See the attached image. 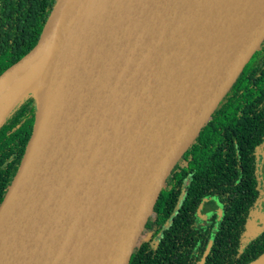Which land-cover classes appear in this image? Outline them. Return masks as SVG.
<instances>
[{
    "label": "water",
    "instance_id": "95a60500",
    "mask_svg": "<svg viewBox=\"0 0 264 264\" xmlns=\"http://www.w3.org/2000/svg\"><path fill=\"white\" fill-rule=\"evenodd\" d=\"M263 42L264 0H57L0 74V102L40 79L0 120L36 98L0 206V264H130L171 172Z\"/></svg>",
    "mask_w": 264,
    "mask_h": 264
},
{
    "label": "trees",
    "instance_id": "16d2710c",
    "mask_svg": "<svg viewBox=\"0 0 264 264\" xmlns=\"http://www.w3.org/2000/svg\"><path fill=\"white\" fill-rule=\"evenodd\" d=\"M57 0H0V74L39 41ZM36 98L24 97L0 125V206L32 135ZM264 42L171 172L149 223L151 241L130 264H249L264 253V229L243 243L261 198ZM213 213L202 217L206 208Z\"/></svg>",
    "mask_w": 264,
    "mask_h": 264
},
{
    "label": "rangeland",
    "instance_id": "374dc122",
    "mask_svg": "<svg viewBox=\"0 0 264 264\" xmlns=\"http://www.w3.org/2000/svg\"><path fill=\"white\" fill-rule=\"evenodd\" d=\"M40 83V79L38 78L30 87L31 90L37 87ZM37 84V85H36ZM258 176L260 181V189H261V198L257 203L255 209L252 212L250 217L249 225L247 228V232L245 233L243 243H247L249 240L256 237L263 229H264V146L259 148V167H258ZM213 213L212 208L207 207L205 212L202 214V217H207L208 214ZM151 227L148 223L141 234L140 243L144 241L146 235L151 233Z\"/></svg>",
    "mask_w": 264,
    "mask_h": 264
},
{
    "label": "bare ground",
    "instance_id": "6f19581e",
    "mask_svg": "<svg viewBox=\"0 0 264 264\" xmlns=\"http://www.w3.org/2000/svg\"><path fill=\"white\" fill-rule=\"evenodd\" d=\"M86 21L87 20L85 17H81L78 20H76V23L78 24L79 28H81V25H84ZM38 77H39V72L38 71L33 72L23 83H21L17 88H15L8 96H6L0 102V120L3 117V115L6 113V111L13 105V103L29 89V87Z\"/></svg>",
    "mask_w": 264,
    "mask_h": 264
},
{
    "label": "flooded vegetation",
    "instance_id": "af4514ba",
    "mask_svg": "<svg viewBox=\"0 0 264 264\" xmlns=\"http://www.w3.org/2000/svg\"><path fill=\"white\" fill-rule=\"evenodd\" d=\"M210 214V213H209ZM203 218H206V217H203ZM150 224V223H149ZM150 227H151V233H148L144 239V241H141V244L143 242H147V241H151L153 239V236H154V229L152 228V225L150 224ZM140 244V246H141ZM139 246V247H140ZM167 261H164V260H144L141 262V264H166Z\"/></svg>",
    "mask_w": 264,
    "mask_h": 264
}]
</instances>
